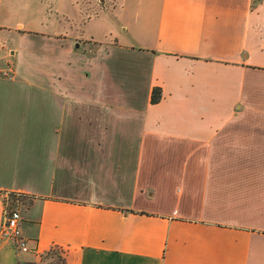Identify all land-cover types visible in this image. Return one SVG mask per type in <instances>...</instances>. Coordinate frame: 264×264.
Returning <instances> with one entry per match:
<instances>
[{
	"label": "crops",
	"instance_id": "crops-1",
	"mask_svg": "<svg viewBox=\"0 0 264 264\" xmlns=\"http://www.w3.org/2000/svg\"><path fill=\"white\" fill-rule=\"evenodd\" d=\"M110 1V41L0 18V264H264V0Z\"/></svg>",
	"mask_w": 264,
	"mask_h": 264
},
{
	"label": "rangeland",
	"instance_id": "rangeland-1",
	"mask_svg": "<svg viewBox=\"0 0 264 264\" xmlns=\"http://www.w3.org/2000/svg\"><path fill=\"white\" fill-rule=\"evenodd\" d=\"M117 9L110 0H0L1 20L14 27L22 23L26 30L48 33L57 29L84 40L110 41Z\"/></svg>",
	"mask_w": 264,
	"mask_h": 264
},
{
	"label": "built area",
	"instance_id": "built-area-1",
	"mask_svg": "<svg viewBox=\"0 0 264 264\" xmlns=\"http://www.w3.org/2000/svg\"><path fill=\"white\" fill-rule=\"evenodd\" d=\"M21 213L16 209L6 210L2 224V238L10 240L21 253H29L28 240H26L21 228Z\"/></svg>",
	"mask_w": 264,
	"mask_h": 264
},
{
	"label": "trees",
	"instance_id": "trees-1",
	"mask_svg": "<svg viewBox=\"0 0 264 264\" xmlns=\"http://www.w3.org/2000/svg\"><path fill=\"white\" fill-rule=\"evenodd\" d=\"M160 97H161L160 90L156 89L153 94L152 102L155 104L158 103L160 101ZM44 258L45 261L49 260V264H66V259L61 255L59 251H56L55 249L48 252L44 256ZM40 264H43V262H41Z\"/></svg>",
	"mask_w": 264,
	"mask_h": 264
}]
</instances>
